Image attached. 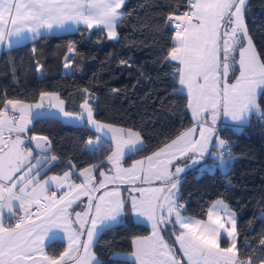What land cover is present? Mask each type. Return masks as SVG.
Masks as SVG:
<instances>
[{"label": "snow or ice", "instance_id": "obj_1", "mask_svg": "<svg viewBox=\"0 0 264 264\" xmlns=\"http://www.w3.org/2000/svg\"><path fill=\"white\" fill-rule=\"evenodd\" d=\"M189 2V13L168 17L169 21H184V24L182 28L176 24L181 30L175 33V44L166 59L178 62L174 65L175 73L179 85L186 89L187 107L199 125L198 132L197 128L188 129L146 159L123 168L121 161L125 155L144 150L139 133L100 124L85 100L81 105L84 111L78 117L63 108L60 112L70 119L91 124L115 142L107 158L115 175L109 177L101 172L104 180L96 185L92 169L88 168L80 173L85 177L84 183H71L70 172L41 182V168L56 157L45 156L33 164L32 150L25 146L21 136L34 119L33 107L42 108L45 98H51L52 94L42 93L34 106L11 99L2 106L5 110H0V264H68L69 261L100 264L92 251L94 242L99 241L102 231L111 223H122L120 218L126 211L134 214V220L144 218L152 228L150 236L132 240V264H180L172 246L161 235L165 229L178 231L177 225L179 231L174 243H179L187 257L186 264H246L238 261L234 214L226 213L230 225L226 227L218 211L222 202L217 201L206 213L207 222L183 216L184 205L178 203L179 187L183 182L181 174L206 155H212L210 149L219 152L213 156L218 166L226 168L231 163V146L219 138L216 129L221 114L241 124L249 122L253 114L264 119L258 103L264 98V57L256 52L248 34L245 23L248 0ZM124 4L125 0H0V46L11 48L13 39L19 42L30 34L35 40L45 32L51 34L68 25L106 29L109 39H117L116 27L128 14L121 11ZM69 66L65 64L66 68ZM230 70L238 71L231 81ZM56 99L59 105L64 103L59 97ZM9 105L19 115L9 116ZM30 139L47 142L46 137ZM100 142L98 137L97 144ZM36 147L40 155L48 153L50 142L37 143ZM125 178L129 184L139 181L148 186L129 189L138 193L129 199L121 197L118 187L95 195L109 183H124ZM155 181H160V186H152ZM53 187L55 191H51ZM64 188L67 190L57 198V191ZM80 196L89 197L87 210L70 212ZM5 209L7 219L13 223L5 224ZM17 211L22 215L17 217ZM54 228L67 236V250L58 258L48 256L44 250V241L50 238L48 234ZM222 232L225 240H230L227 247H221Z\"/></svg>", "mask_w": 264, "mask_h": 264}, {"label": "trees", "instance_id": "obj_2", "mask_svg": "<svg viewBox=\"0 0 264 264\" xmlns=\"http://www.w3.org/2000/svg\"><path fill=\"white\" fill-rule=\"evenodd\" d=\"M189 9V0H126L122 12L128 14L116 27V41L109 40L104 31L80 29L3 51L0 110L8 99L34 103L42 93H57L70 113H79L87 100L98 122L136 131L143 139L144 150L127 155L124 165L153 154L193 124L188 98L179 91L174 68L178 62L166 59L176 33L168 17L182 16ZM245 23L256 52L264 57V0H248ZM66 63L70 64L67 68ZM259 106L264 111V98L259 99ZM28 133L47 137L51 145L47 155L57 159L41 168L40 179L92 165L99 170L108 167L105 161L112 153V142L86 125L36 117ZM217 133L231 146V163L213 173L201 174L196 167L182 175L178 200L184 205L182 215L205 220L213 203L223 200L237 218L238 259L264 264V119L253 115L240 132L225 126ZM98 137L99 147L89 151L87 143ZM206 162L215 161L209 157ZM128 196L123 188V198ZM120 219L122 223L103 230L94 244L100 264H132L116 254L131 252L135 237L151 234L150 227L136 222L130 211ZM176 233L163 231L180 257ZM227 246L228 241L222 239L221 247ZM65 249L60 240L46 247L56 258Z\"/></svg>", "mask_w": 264, "mask_h": 264}, {"label": "crops", "instance_id": "obj_3", "mask_svg": "<svg viewBox=\"0 0 264 264\" xmlns=\"http://www.w3.org/2000/svg\"><path fill=\"white\" fill-rule=\"evenodd\" d=\"M125 2H126V0H125ZM121 11H122V9H121ZM185 15V14H184ZM183 16V15H182ZM180 23H181V25L182 24H184V21H180ZM80 29H87L84 25H79V26H76V25H68V26H66V29H57V30H55L54 31V33H51V34H49V33H47V32H45V34H44V36H56V35H62V34H69V33H75V32H77L78 30H80ZM87 30H89V29H87ZM91 30H98V29H96V28H93V29H90V31ZM104 32H105V34H106V36H107V30L105 29V30H103ZM116 32H117V28H116ZM43 37V36H42ZM118 32H117V39H118ZM40 38V37H39ZM39 38H37V39H39ZM108 38V37H107ZM37 39H35V40H37ZM109 39V38H108ZM117 39H109V40H112V41H116ZM32 41H34L32 38H31V36H30V34H26V38L25 39H23V40H21V41H19V42H17L15 39H13V45H12V47L11 48H8L7 46H0V58H1V55H2V53H3V51H5V50H9V49H12V48H14V47H17V46H20V45H23V44H25V43H28V42H32ZM50 94H52V96H51V98H49V97H46L45 98V100H44V102H43V107L42 108H40V109H35V107H33V109H32V113H33V116H34V119L36 118V117H54V118H59V119H61V120H63L65 123H67V124H71V125H76V126H82V125H86L88 128H90L91 130H93L94 132H96L97 134H99V135H101L103 138H106V139H108L109 141H111L110 139H109V136H106L105 134H104V132H100V131H97L95 128H93V126L91 125V124H88L87 122H81L80 120H77V119H70V118H68V117H65V116H63V113L62 112H60V108H63L64 109V111H66V108H65V102L62 104V105H59V103H58V100L56 99V97H59V99L60 100H63L57 93H50ZM64 101V100H63ZM39 102V100L37 101V102H34V103H28V102H23V103H25V104H29V105H35V104H37ZM91 107V106H90ZM92 109V108H91ZM3 110H5V109H3ZM7 111H8V115L9 116H11V115H19V113H13L12 111H11V106L9 105L8 106V108H7ZM84 111V109L81 107V111L79 112V113H72L73 114V117H78V116H80L81 115V113ZM36 112H39L40 113V115L39 116H36ZM66 112H68V111H66ZM92 113H93V118L95 119V117H94V111H93V109H92ZM33 119V120H34ZM33 120H32V122H33ZM96 120V119H95ZM97 121V120H96ZM98 122V121H97ZM100 124H104V125H108V124H105V123H101V122H99ZM31 124L32 123H30L28 126H27V128H28V130H29V128H30V126H31ZM112 126V125H111ZM112 127H114V128H118V129H123V130H125L126 132L127 131H130V132H133V133H136V131H133V130H130V129H125V128H121V127H117V126H112ZM190 129V128H189ZM188 130V129H187ZM186 130V131H187ZM185 132V131H184ZM13 135H15V133H13L12 134V136ZM22 135H26V136H29V133H28V131L26 132V133H24V134H22ZM140 136V135H139ZM31 137H34V136H31ZM140 138H141V136H140ZM141 141L143 142V139L141 138ZM112 142V144H113V150H114V148H115V142L114 141H111ZM171 143V142H170ZM143 145H144V142H143ZM88 146H89V142L87 143V148H88ZM98 146H99V144H98ZM164 147V146H163ZM95 149H97L96 147L94 148V150ZM158 151V150H157ZM210 152L212 153V149H210ZM155 153V152H154ZM112 154V153H111ZM110 154V155H111ZM109 155V156H110ZM152 155V154H151ZM45 156H51V155H40V156H38V157H36L35 156V159L37 160V159H43ZM126 156L127 155H125V157L123 158V160L121 161V166H124V168L125 167H131L136 161H133L131 164H129V165H124L123 164V161H124V159L126 158ZM150 156V155H149ZM148 157V156H147ZM147 157H145L144 159H146ZM209 157H212L211 155L209 156V155H206L204 158L207 160ZM108 158V157H107ZM49 162H51V163H54V162H56L57 161V159H55V161H52V160H48ZM202 160H200L199 161V163H202L201 162ZM106 163H107V165H108V167L106 168V169H98L97 167H98V165H92V166H89V167H87V168H85V169H88V168H91L92 169V175L94 176V181H93V183L94 184H96V185H98V184H100L103 180H104V177H102L101 175H100V173L102 172V170H103V173H105V175H107V176H109V177H111V176H113V175H115V170H114V167H113V165L112 164H110V163H108V159H106V161H105ZM176 163H179V161H177ZM198 163V164H199ZM213 162H210V163H208V164H212ZM196 167H198V166H192V167H190L189 169H192V168H196ZM85 169H83V170H85ZM83 170H81V171H77V172H75V171H73V170H70L69 172L71 173V183H77V184H80V183H84V181H85V177L84 176H81L80 175V173L83 171ZM187 171V170H186ZM185 173V172H184ZM184 173H182L181 174V177H182V175L184 174ZM85 175H87V173H85ZM53 176H55V177H63V175L62 176H58V175H53V174H51V175H49V176H47V177H45V178H43V179H41V182L43 181V180H46V179H48L49 177H53ZM75 177H76V179H75ZM137 185L136 184H129V183H127V180H126V178H125V182L124 183H119V182H117V184H112V183H109L108 184V186H107V188H102V189H100L98 192H96L95 193V195L96 196H99L101 193H103L104 191H107V190H111V188L112 187H118L119 188V190H120V193H121V197L123 196V188L125 189H127V192H128V194L129 195H133L132 194V192L131 191H129V189H131L132 187H136ZM56 189L53 187L52 189H51V191H55ZM67 189L66 188H64V189H60L58 192H59V194H57V198H59L60 197V195H61V193L62 192H64V191H66ZM51 191L49 192V195H51ZM88 199H89V197L88 196H80L79 197V199L73 204V206H72V208L71 209H69V211L70 212H77V211H79V212H84V211H86L87 210V203H88ZM217 201H220V202H222V204L220 205V209H218V211H220V215H221V217H223L224 219L222 220V222H224L225 224H226V227H230V225L227 223V217H226V213L227 212H231V213H233L234 214V217H235V220H236V223H237V218H236V215H235V213L229 208V206L224 202V201H222V200H217ZM216 201V202H217ZM215 202V203H216ZM14 203H16L17 205H18V202H14ZM94 203H95V201H94ZM178 203H179V201H178ZM215 203H213V204H215ZM212 207V206H211ZM222 209V210H221ZM20 211H17L16 213H19ZM5 216H6V218H7V211H6V209H5ZM184 216V215H183ZM186 217H188V216H186ZM262 217V216H261ZM133 218H134V214H133ZM188 218H191V217H188ZM263 219H264V217H262ZM72 219L74 220L75 219V217H74V215L72 216ZM89 219H90V217H89ZM192 220H199V219H195V218H191ZM207 219L208 218H206L205 220H200V221H204V222H207ZM6 220V219H5ZM137 222V221H136ZM116 223H113V224H111V225H109L108 227H111V226H114ZM76 225H74V227H75ZM107 227V228H108ZM177 227H179L178 225H177ZM106 229V228H105ZM151 229V228H150ZM178 229V228H177ZM151 232H152V229H151ZM48 236L50 237L49 239H45V241H44V250H45V252L47 253V255L48 256H50V257H53V256H51L50 254H48V252H47V250H46V247L50 244V243H52L53 241H55V240H60V241H63L65 244H66V249L65 250H67V236H66V234L65 233H63V232H60L59 230H57V229H53V231L52 232H50L49 234H48ZM222 239H225V234L222 232L221 233V238H220V244H221V240ZM229 243H230V240H228V246H229ZM133 250H134V246H133ZM119 257H122V258H124V256H119ZM58 258V257H57ZM127 259V258H126ZM98 260V259H97ZM130 261H133V260H131L130 259ZM238 261H240L239 259H238ZM246 262V261H245ZM68 264H75V261H69L68 262Z\"/></svg>", "mask_w": 264, "mask_h": 264}, {"label": "rangeland", "instance_id": "obj_4", "mask_svg": "<svg viewBox=\"0 0 264 264\" xmlns=\"http://www.w3.org/2000/svg\"><path fill=\"white\" fill-rule=\"evenodd\" d=\"M183 27V24L181 25V28ZM181 28L179 29V31L181 30ZM256 50V49H255ZM237 59H238V55H237ZM70 65V64H69ZM234 75H238V71H231L230 70V72H229V76H228V79L231 81L232 80V77L234 76ZM179 91L181 92V93H183V94H185L186 96H187V94H186V89L185 88H183L182 86H180L179 85ZM258 103H259V101H258ZM260 107V106H259ZM189 109V108H188ZM261 109V108H260ZM189 114H190V117H191V119H192V126L190 127V129L191 128H197V132H198V130H199V125L197 124V121H196V119L193 117V115H192V113H191V110L189 109ZM206 116H207V114H205ZM254 115V114H253ZM253 115H251L250 116V118H249V121H250V119H251V117L253 116ZM208 119H210V117H208ZM247 123H249V122H247ZM247 123H245V124H241L240 122H236V121H231L229 118H226V117H224L222 114L219 116V118H218V121H217V125H216V129L218 130V128L220 127V128H223V127H225V126H229V127H231L235 132H240L242 129H243V127L247 124ZM137 133V132H136ZM220 138V137H219ZM214 140H215V137H214ZM98 148L99 146H98V144H97V140H93V141H91V143H89V146H88V150L89 151H93L94 150V148ZM219 155V152H214L213 150H212V158H213V156H218ZM210 156V155H209ZM137 160H144V158H140V159H137ZM35 161H36V159H34V161H33V164L35 163ZM136 161V160H135ZM202 163H199V164H197L196 166H198L197 168L200 170V173L202 174L204 171H207L208 173H213L215 170H216V168L217 167H220V166H218L217 164H216V162H213L211 165L210 164H208L207 162H206V159L205 158H203L202 159V161H201ZM180 163V162H179ZM190 165H191V162L189 161L188 162ZM192 166H195V165H191L190 167H192ZM205 166H207V168H205ZM39 167V166H38ZM123 168H124V166H122ZM189 167V168H190ZM125 168H130V167H125ZM186 169L187 171L188 170H190V169ZM201 169H204V170H201ZM102 172H103V170H102ZM186 172V171H185ZM160 181H155L153 184H152V186H160ZM137 186L136 187H140V186H143V187H147L148 185L147 184H141L139 181H137L136 183H135ZM113 188H116V187H112L111 189H113ZM132 188H134V187H132ZM108 191V190H107ZM132 192V196H137L138 195V193H136V192H134V191H131ZM102 194V193H101ZM100 194V195H101ZM131 195H129L128 197L130 198V197H132ZM122 198H123V196H122ZM223 201V200H222ZM262 217H264V214L262 215ZM91 218V217H90ZM135 221H137V222H140V223H143V224H145V225H147V226H149L150 228H151V223L150 222H148V221H146L144 218H136L135 219ZM111 224H113V223H111ZM110 224V225H111ZM169 227H171V225H169ZM176 228H178L177 230L179 231V227H177L176 226ZM152 229V228H151ZM178 231H177V233L175 234V235H177L178 234ZM175 233V232H174ZM151 234H152V232H151ZM150 234V235H151ZM149 235V236H150ZM161 235H163V231L161 232ZM175 235H174V238H175ZM163 237H164V235H163ZM164 239H165V241L167 242V243H169L168 242V240L164 237ZM94 244H95V242H94ZM176 245H177V248H178V250H179V252H180V257H178L177 255H176V253H175V250L173 249V252H174V254H175V257L180 261V264H186V262H187V257L186 256H184L183 255V251L180 249V247H179V243L178 242H176ZM92 251L94 252V245H93V248H92ZM133 251L134 250H132L131 252H129V253H117L116 254V256L117 257H119V256H124V258H122V257H119V258H122V259H126V260H133L134 258L132 257V253H133ZM95 253V252H94ZM95 256H96V258H97V255H96V253H95ZM98 259V258H97Z\"/></svg>", "mask_w": 264, "mask_h": 264}, {"label": "water", "instance_id": "obj_5", "mask_svg": "<svg viewBox=\"0 0 264 264\" xmlns=\"http://www.w3.org/2000/svg\"><path fill=\"white\" fill-rule=\"evenodd\" d=\"M34 137H44V136H34ZM11 138H15V135H13ZM21 138L25 141V146L26 147H29L31 148L32 150V157L30 158V161L33 163L34 159H35V155L36 154H40V149H38L36 147V144L37 143H41V144H45L47 142H49V139L47 138V142L45 141H36V140H31V136H26V135H22ZM51 152V145H50V148H49V152L48 153H44L42 155H47V154H50ZM19 175V174H18Z\"/></svg>", "mask_w": 264, "mask_h": 264}, {"label": "built area", "instance_id": "obj_6", "mask_svg": "<svg viewBox=\"0 0 264 264\" xmlns=\"http://www.w3.org/2000/svg\"><path fill=\"white\" fill-rule=\"evenodd\" d=\"M191 9H189L186 13H189ZM185 13V14H186ZM169 23L171 24L172 28L174 29L175 32L179 31L180 28H176V24H179L181 25L180 21H176V20H173V21H169ZM57 194H59V192L57 191ZM35 207H33V211H35ZM20 215H22V212H19V213H16V216L19 217ZM14 221L13 220H8L6 218L5 220V224H9V223H13Z\"/></svg>", "mask_w": 264, "mask_h": 264}]
</instances>
